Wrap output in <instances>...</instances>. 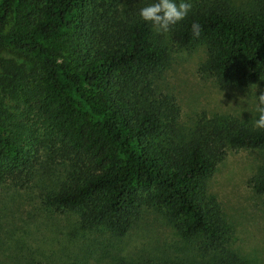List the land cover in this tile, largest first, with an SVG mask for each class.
<instances>
[{"label":"trees","instance_id":"obj_1","mask_svg":"<svg viewBox=\"0 0 264 264\" xmlns=\"http://www.w3.org/2000/svg\"><path fill=\"white\" fill-rule=\"evenodd\" d=\"M156 27L178 47L203 46L198 73L221 89L258 83L259 122L202 112L185 127L156 85L170 56ZM239 149L260 153L246 183L264 195V0H0V190L33 181L45 153L65 171L43 202L82 228L122 236L154 207L194 245L185 258L112 264H250L207 192Z\"/></svg>","mask_w":264,"mask_h":264},{"label":"rangeland","instance_id":"obj_2","mask_svg":"<svg viewBox=\"0 0 264 264\" xmlns=\"http://www.w3.org/2000/svg\"><path fill=\"white\" fill-rule=\"evenodd\" d=\"M231 1L240 5L247 0ZM155 30L164 33L170 53L156 85L175 95L185 127H191L202 112L259 122L258 83L221 89L198 73L206 56L203 46L181 48L160 27ZM260 161L256 150H228L207 181V192L218 200L232 228V248L250 264H264V195L246 183ZM64 171L63 165L50 164L42 153L33 181L23 187H1L0 264H112L119 258H185L194 253V245L178 236L158 208H141L131 229L115 236L103 226L82 228L71 210L47 206L43 194L51 179H59Z\"/></svg>","mask_w":264,"mask_h":264}]
</instances>
